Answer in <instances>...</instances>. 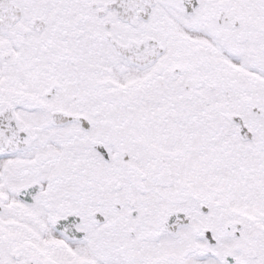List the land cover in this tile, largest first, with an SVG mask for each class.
<instances>
[{
  "label": "snow or ice",
  "instance_id": "obj_1",
  "mask_svg": "<svg viewBox=\"0 0 264 264\" xmlns=\"http://www.w3.org/2000/svg\"><path fill=\"white\" fill-rule=\"evenodd\" d=\"M0 264H264V0H0Z\"/></svg>",
  "mask_w": 264,
  "mask_h": 264
}]
</instances>
